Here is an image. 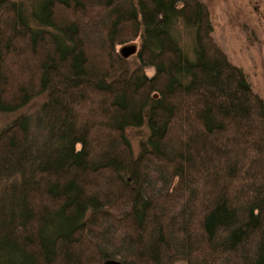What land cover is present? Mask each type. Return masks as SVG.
Masks as SVG:
<instances>
[{"label": "trees", "instance_id": "obj_1", "mask_svg": "<svg viewBox=\"0 0 264 264\" xmlns=\"http://www.w3.org/2000/svg\"><path fill=\"white\" fill-rule=\"evenodd\" d=\"M40 95L0 127V264H264L263 103L203 1L0 0V112Z\"/></svg>", "mask_w": 264, "mask_h": 264}, {"label": "rangeland", "instance_id": "obj_2", "mask_svg": "<svg viewBox=\"0 0 264 264\" xmlns=\"http://www.w3.org/2000/svg\"><path fill=\"white\" fill-rule=\"evenodd\" d=\"M201 1L209 12L214 40L229 61L242 70L251 90L262 99L264 111V0ZM176 33L179 45L189 54L190 39L186 30L177 29ZM151 72L147 70L148 74ZM42 99V95L36 96L22 107L0 112V127L20 114H32ZM139 132L144 133L143 126ZM126 134L134 150L137 131L128 129Z\"/></svg>", "mask_w": 264, "mask_h": 264}, {"label": "water", "instance_id": "obj_3", "mask_svg": "<svg viewBox=\"0 0 264 264\" xmlns=\"http://www.w3.org/2000/svg\"><path fill=\"white\" fill-rule=\"evenodd\" d=\"M134 50H135L134 45H128V46L121 47L119 49V52L123 57H126V56L132 54L134 52ZM263 54H264V51H263ZM102 264H119V262L114 261V260H110V259H105Z\"/></svg>", "mask_w": 264, "mask_h": 264}]
</instances>
